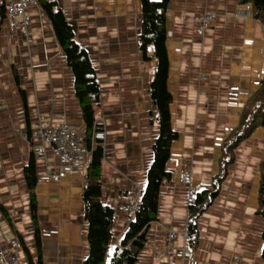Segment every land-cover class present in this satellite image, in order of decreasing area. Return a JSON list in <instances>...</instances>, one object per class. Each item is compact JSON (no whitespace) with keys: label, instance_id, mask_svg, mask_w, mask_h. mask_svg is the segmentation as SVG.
I'll return each mask as SVG.
<instances>
[{"label":"crops","instance_id":"obj_1","mask_svg":"<svg viewBox=\"0 0 264 264\" xmlns=\"http://www.w3.org/2000/svg\"><path fill=\"white\" fill-rule=\"evenodd\" d=\"M86 51L99 86L95 119L105 132L102 147V201L114 208L111 244L127 221L119 211L120 193L133 178L143 191L158 135L149 86L156 58L143 59L138 46L140 0H55ZM215 12L211 25L196 32L195 17ZM248 11V15L242 13ZM240 12V13H238ZM32 42L12 33L0 20V245L16 240L33 258L35 225L23 168L33 157L36 223L42 264H81L89 252L83 216L85 170L58 178L55 158L32 133L41 126L69 125L87 136L73 72L39 4L27 8ZM168 58V109L176 138L170 143L156 219L134 264H264L261 258L264 216L256 212L264 151V126L258 125L234 149V160L210 205L197 221L198 242L185 250L183 233L192 199L179 180L187 163L194 193L209 189L219 170L221 147L238 122L248 98L264 80V27L241 0H169L165 12ZM174 231L165 255L166 230ZM21 238V239H20ZM21 257L27 262L22 248Z\"/></svg>","mask_w":264,"mask_h":264},{"label":"trees","instance_id":"obj_2","mask_svg":"<svg viewBox=\"0 0 264 264\" xmlns=\"http://www.w3.org/2000/svg\"><path fill=\"white\" fill-rule=\"evenodd\" d=\"M168 1L140 0L141 27L138 46L143 59L149 58V50L156 58V68L149 86V94L156 110L154 118L158 125V135L152 146L153 158L146 173L141 201L134 218L127 223L119 242L111 244V228L115 211L111 205L102 201V147L100 143L94 144L91 160L85 171L84 185L87 196L84 198L83 216L87 222L86 239L89 252L81 264H134L138 252L144 245L146 228L156 219L160 185L162 181L170 178V172L166 170L165 163L169 156L170 143L176 138V132L170 124L168 106L171 102V94L166 87L168 58L165 47V12ZM241 1L251 3L253 16L264 27V0ZM37 2L48 18L55 39L64 52L66 63L73 72L75 94L79 99L82 118L89 134L99 104V86L94 69L86 51L75 40L72 27L56 1L37 0ZM94 125L96 128H101V123L96 122ZM258 125L264 126V80L248 98L240 111L236 126L223 141L218 162L219 170L212 177L210 188L194 193L192 202L188 205L185 232L190 250H194L198 242V218L216 196L225 178L227 167L234 160V149L241 140L250 136ZM89 138L90 134L86 136L88 144ZM259 174L256 212L264 216V151L259 163ZM23 175L29 192L30 214L35 225L36 257L29 255L21 238L20 244L26 252L27 264H42L40 234L36 223L35 185L37 178L32 156L23 168ZM261 237V258L264 261V228Z\"/></svg>","mask_w":264,"mask_h":264},{"label":"built area","instance_id":"obj_3","mask_svg":"<svg viewBox=\"0 0 264 264\" xmlns=\"http://www.w3.org/2000/svg\"><path fill=\"white\" fill-rule=\"evenodd\" d=\"M55 1V0H51ZM37 0H0V20L6 17L9 22V29L12 33L20 34L24 37L26 44L32 42V37L29 31V16L27 8L31 4H37ZM242 12V11H241ZM240 13V12H238ZM248 15V11H244ZM215 16L212 10H205L195 17L196 32H203L211 25ZM100 123L95 119V123ZM93 124L89 138V144L86 136L81 134L74 126L57 125V126H41L32 133V138L40 142L41 146L34 149L35 155L44 154L46 147L49 149L55 163L51 166L54 168L58 178L66 177L67 175L85 170L91 160L92 147L96 143H100L105 139V132L102 128H96ZM129 182L127 189L118 196L117 206L121 211L127 223L134 218L138 210L142 191L138 183L131 177H127ZM180 182L188 188V198L192 199L194 192L191 189V176L187 163L181 165L179 171ZM184 249H188V237L186 232L183 233ZM174 231L166 230V242L164 245V253L168 255L173 249ZM22 250L19 240L11 243V245H0V264H27L21 257ZM220 264H239L238 258L233 257L229 261L221 262Z\"/></svg>","mask_w":264,"mask_h":264},{"label":"water","instance_id":"obj_4","mask_svg":"<svg viewBox=\"0 0 264 264\" xmlns=\"http://www.w3.org/2000/svg\"><path fill=\"white\" fill-rule=\"evenodd\" d=\"M86 196H87V192L84 191V192H83V198H86Z\"/></svg>","mask_w":264,"mask_h":264}]
</instances>
